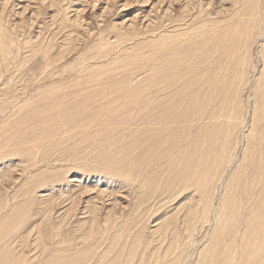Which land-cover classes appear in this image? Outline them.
<instances>
[{
	"label": "rangeland",
	"instance_id": "rangeland-1",
	"mask_svg": "<svg viewBox=\"0 0 264 264\" xmlns=\"http://www.w3.org/2000/svg\"><path fill=\"white\" fill-rule=\"evenodd\" d=\"M237 263L264 264V0H0V264Z\"/></svg>",
	"mask_w": 264,
	"mask_h": 264
},
{
	"label": "bare ground",
	"instance_id": "bare-ground-1",
	"mask_svg": "<svg viewBox=\"0 0 264 264\" xmlns=\"http://www.w3.org/2000/svg\"><path fill=\"white\" fill-rule=\"evenodd\" d=\"M227 117H228V115H227ZM263 163V162H262ZM262 168V167H261ZM261 170V169H260ZM261 172V171H260ZM206 177V176H205ZM260 182V181H259ZM260 230V229H259ZM238 251V250H237ZM239 252V251H238ZM236 256V255H235ZM250 260H251V258H250ZM234 262H235V260H234ZM238 264V263H237Z\"/></svg>",
	"mask_w": 264,
	"mask_h": 264
}]
</instances>
